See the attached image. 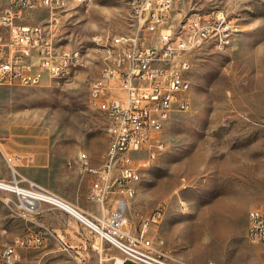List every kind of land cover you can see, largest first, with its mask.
<instances>
[{"label": "rangeland", "instance_id": "obj_1", "mask_svg": "<svg viewBox=\"0 0 264 264\" xmlns=\"http://www.w3.org/2000/svg\"><path fill=\"white\" fill-rule=\"evenodd\" d=\"M62 6L57 40L79 48L85 65L37 87L0 86V182L13 184L16 178V187L35 184L71 204L65 194L89 204L87 178L69 162L85 151L98 166L107 151L104 115L88 105L90 84L103 66L94 38L134 27L129 0H65ZM7 7L0 0V13ZM218 9L239 24V32L228 47L208 43L191 53V107L175 113L161 130L165 149L139 174L126 213L136 219L165 203L164 221L148 236L162 238L176 262L262 264L264 244L246 234L249 212L264 209V0H176L170 22L176 27ZM50 18L49 11H34L28 22L46 24ZM12 156L21 157L15 174L7 160ZM40 161L49 165L39 167ZM22 199L0 186V254L35 227ZM77 222L81 232L73 228L65 237L87 246L82 259L59 250L56 234H49L43 247L23 251V264H114L121 257Z\"/></svg>", "mask_w": 264, "mask_h": 264}, {"label": "built area", "instance_id": "obj_2", "mask_svg": "<svg viewBox=\"0 0 264 264\" xmlns=\"http://www.w3.org/2000/svg\"><path fill=\"white\" fill-rule=\"evenodd\" d=\"M5 1L8 7L0 13V86L37 87L47 78L65 79L84 67L80 66L83 52L57 40L60 0ZM129 1L133 31L94 38L103 66L90 84L88 105L105 118L106 160L96 166L87 152L80 151L69 162L78 163V169L90 176L87 200L99 207V214L84 211L89 221L43 196H23L22 206L31 214L39 212L42 202L64 208L120 252L114 264H188L168 256L162 238L148 236L164 221L165 203L136 219L126 211L137 195V176L165 149L162 121L191 107L187 95L191 53L208 43L220 49L230 46L239 24L218 9L208 15L194 14L175 27L170 21L176 0ZM34 11H49V22L30 24ZM7 160L15 174V162L21 157ZM246 235L252 243L264 244V209L249 212ZM48 237L44 231L16 237L0 254V264H19L21 251L43 247ZM55 237L59 250L83 258L85 244Z\"/></svg>", "mask_w": 264, "mask_h": 264}, {"label": "crops", "instance_id": "obj_3", "mask_svg": "<svg viewBox=\"0 0 264 264\" xmlns=\"http://www.w3.org/2000/svg\"><path fill=\"white\" fill-rule=\"evenodd\" d=\"M48 165L49 164L46 161H40L39 163H37V166L42 167V168H46ZM84 177H86L87 179L83 186L87 188V193H88L90 189V176L85 175ZM64 196L70 201H72L73 204L79 203L84 208V211H86L87 213H90L93 215L99 214V207L97 205L91 204V203L86 204L85 202L78 201L80 199L72 194L71 195L65 194ZM32 220L35 223V227H33L31 231H44L52 235L58 234V235H63V236L68 235V232H71L73 228H78L79 230L78 232H81V226L79 225L78 222L76 223V226L74 225V221L76 219L67 210H65L64 208L55 206L51 203L42 202L39 207V212L32 216ZM81 239L83 240V238ZM23 258H24L23 251H21V260L19 264H23Z\"/></svg>", "mask_w": 264, "mask_h": 264}, {"label": "bare ground", "instance_id": "obj_4", "mask_svg": "<svg viewBox=\"0 0 264 264\" xmlns=\"http://www.w3.org/2000/svg\"><path fill=\"white\" fill-rule=\"evenodd\" d=\"M60 1H61L62 5L65 2V0H60ZM129 11H130V1H129ZM84 65H85L84 55H81V57H80V66H84ZM190 92H191V83H189L188 88H187V95L188 96H190ZM166 123H167V121H162L161 130L164 129ZM108 145H109V138H107V147H108ZM106 156H107V151H106L105 159H104L103 163L106 160ZM73 165H75V166L77 165L78 166V163H70V166H73ZM139 180H140V176L138 175L137 176L136 185L138 184ZM0 186H6V187L9 188V190H11L13 192H16L18 194H21L22 196L28 197V198H30V197L34 198L35 197L36 199H38L40 196L47 197V198L50 199L51 202L58 203L60 206L65 207L66 209L71 211L76 216H78V217L85 216L86 217V215L83 213V211H81V209H78L77 207L71 205L70 203H68L63 198H61L60 196H58L56 194H53V193H50V192H45V191H42V190H37V189H34V188L25 189V188H21V187H16V186H18V182H17L16 178H15V182L13 184H7V183L0 182ZM136 193H137V190H136ZM88 220L91 221L90 219H88Z\"/></svg>", "mask_w": 264, "mask_h": 264}]
</instances>
